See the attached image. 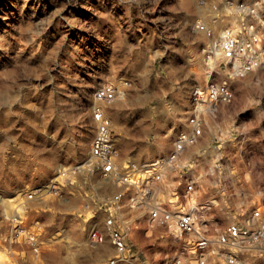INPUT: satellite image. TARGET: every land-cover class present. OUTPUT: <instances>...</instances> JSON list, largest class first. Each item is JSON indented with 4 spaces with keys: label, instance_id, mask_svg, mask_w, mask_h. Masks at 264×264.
Here are the masks:
<instances>
[{
    "label": "clouds",
    "instance_id": "9594fccd",
    "mask_svg": "<svg viewBox=\"0 0 264 264\" xmlns=\"http://www.w3.org/2000/svg\"><path fill=\"white\" fill-rule=\"evenodd\" d=\"M0 264H264V0H0Z\"/></svg>",
    "mask_w": 264,
    "mask_h": 264
}]
</instances>
